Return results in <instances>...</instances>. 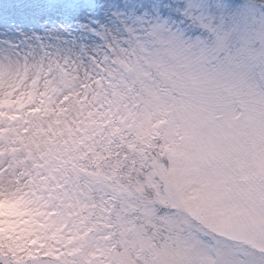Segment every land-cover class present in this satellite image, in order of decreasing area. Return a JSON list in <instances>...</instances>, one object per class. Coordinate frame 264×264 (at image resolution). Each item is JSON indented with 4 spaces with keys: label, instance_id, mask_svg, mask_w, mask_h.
I'll use <instances>...</instances> for the list:
<instances>
[{
    "label": "snow or ice",
    "instance_id": "snow-or-ice-1",
    "mask_svg": "<svg viewBox=\"0 0 264 264\" xmlns=\"http://www.w3.org/2000/svg\"><path fill=\"white\" fill-rule=\"evenodd\" d=\"M0 264H264V0H0Z\"/></svg>",
    "mask_w": 264,
    "mask_h": 264
}]
</instances>
